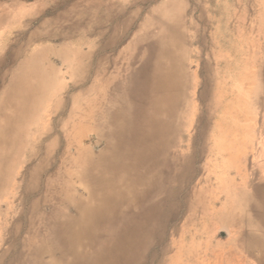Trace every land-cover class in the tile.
Listing matches in <instances>:
<instances>
[{"label":"bare ground","instance_id":"bare-ground-1","mask_svg":"<svg viewBox=\"0 0 264 264\" xmlns=\"http://www.w3.org/2000/svg\"><path fill=\"white\" fill-rule=\"evenodd\" d=\"M85 1L62 11L61 17L70 21L65 29L58 23L30 30L28 21L0 13V30L18 27L6 35L0 31V82L7 80L0 93V197L9 190L7 205H13L8 211L0 201V264H159L168 250V228L173 232L180 211L191 212L195 204L183 200V189L191 182L199 153L195 141L204 129L187 130L188 105L180 102L185 74L177 16L152 17L155 38L138 55L130 53L128 62L132 66L137 59V67L129 74L119 107L112 110L107 92L99 99L94 96L96 87L108 88L105 66L98 61L93 69L85 61L114 46L118 33L103 29L102 22H108L114 6L120 16L130 3ZM102 5L107 13L97 23L101 30L96 35L108 38L95 41L94 51L69 44L89 34L83 30L85 16L91 19L93 8ZM148 22L129 46L148 35ZM132 23L126 22L122 31ZM56 93L61 101L52 104ZM42 100L47 109L39 117L43 126L37 128L34 118ZM199 117L194 114L193 125ZM260 117L264 134V107ZM95 122L97 127L83 128ZM93 131L104 139L105 148L94 151L95 144L85 145L84 138ZM184 141L187 152L177 168V159L167 155ZM259 156L262 163L249 167L253 183L239 178L240 194L224 184L225 201L239 213L242 245L237 250L244 257L235 258L237 264H264V146ZM228 159L220 162V174L245 170L243 162ZM172 243L177 251L173 259L179 258L181 245Z\"/></svg>","mask_w":264,"mask_h":264},{"label":"rangeland","instance_id":"rangeland-1","mask_svg":"<svg viewBox=\"0 0 264 264\" xmlns=\"http://www.w3.org/2000/svg\"><path fill=\"white\" fill-rule=\"evenodd\" d=\"M4 1L3 5L6 12L11 15L12 7L17 4L12 0ZM113 1L114 4L118 3V5L130 3L120 16L117 14L118 7L114 6L112 15H115L118 21L127 18L122 26L129 21L133 23L125 29L124 35L118 33L117 30L115 31L116 34L118 33L117 40L113 44L114 46L106 52L95 51L94 55L91 56H89V52L87 53L86 56H89L92 60H86L85 64L92 63V68L95 69L98 67L96 63L99 61L101 67L105 66L102 69L103 73L109 75L106 91H103L101 86H99L100 88L96 87L94 96L99 99L101 95L103 96L107 92L112 101V110L119 107L121 96L124 94L122 92L126 85H129V74L131 71L135 72L137 67V59L130 66V55L133 52L135 54V51L138 55L143 48L152 43V38H155L156 26L151 23L152 17H164L173 14L177 16V20H175L177 24L175 25L179 27V35L183 39V48L179 53L182 55V68L185 74L182 90L185 94L183 93L180 102L181 104L184 103L182 105H185V103L188 105L189 113L186 123L189 125L187 130L200 129L197 125H193L192 118L194 114L199 113L205 118L207 134L202 140L195 141V149L199 153L193 163L194 172L190 178L191 182L188 181L183 189L185 192L183 200L187 204L194 202L195 204H191V212H187L185 208L180 211L177 219L173 221V232L171 227L168 228L165 240L168 250L163 257L160 255L159 264H237L235 258L244 257L237 250V247L242 245L241 232L238 227L239 213L230 200L225 201L227 196L224 184H229L234 189L235 194L236 192L240 194L243 182L239 178L242 177L247 182L253 183L254 172L249 167L253 165V162L262 163L263 160L259 156L264 143V135L259 129L260 114L258 109L261 103L264 102V98L263 95H259L260 91H258V104L256 102L255 106V101L253 104V98L249 97L252 92H249L248 98H245L246 96L243 95H246V91L239 84L241 82V85L242 83L244 85V80L248 76L245 70L246 67L255 70L260 64L264 65V0ZM18 2L20 20L25 21V23L29 22V25L26 26L27 29L48 27L44 23L45 19L56 5L47 8L49 0H19ZM67 2L70 8L75 4L86 1L67 0ZM93 10L94 14L90 12L93 14L92 18L90 19V15L87 14L83 22V30L88 31L89 34L77 37L69 44L83 46L84 50L94 51L91 47H95L93 44L95 41L99 42L100 40L103 42L108 38V34L105 35L104 39L103 36L96 35V31L101 30L100 25L97 23L104 20L107 10L104 9L103 5L100 10L96 8H93ZM2 12L0 8V13ZM75 20L76 16L73 15L71 22H75ZM147 20L149 21L148 26H150L147 28L148 35L143 38L139 45L129 46V43L138 35L140 22L142 21V24L145 25ZM69 22L65 24L64 29ZM102 24H104L103 29H105L108 23L103 21ZM14 26L9 30L2 29L5 30V35L18 29L16 25ZM25 56L27 55L24 54L21 59ZM6 81L0 82V93L6 87ZM238 81L240 82L236 86ZM242 89L244 93H242ZM53 99L52 104L57 103V101L60 102L61 94L56 93ZM46 109L44 100L36 107L34 122L35 126H38L37 128L43 126V121L39 120V117L45 116ZM245 117L249 118L250 136L247 141L249 144L239 147L237 144L242 137L243 119ZM200 119L199 117V121ZM94 126H98L96 122L93 125L83 126V128L89 129L91 127L93 129ZM97 133L93 131L89 135L87 134L85 138L83 137L85 145L95 144L94 151L105 148L106 144L104 139L98 136ZM187 143L188 141H184L180 146L176 144L172 149L173 152L167 155L170 159H177V168L181 165L183 154L187 152ZM223 147L226 150L222 155L216 153V149ZM238 148L241 149L240 154H234V150ZM172 155L175 157H172ZM228 157L235 160L236 163L243 162L245 170L242 169L239 173L231 169L220 174V162H226L229 160ZM55 170L54 168L50 172L53 176ZM5 192L0 197V201L4 209L12 210L13 205H7V202L11 199L9 190H5ZM174 241H178L182 249L179 252L181 256L176 259H173L177 252L172 243ZM246 264L249 263L246 262Z\"/></svg>","mask_w":264,"mask_h":264},{"label":"crops","instance_id":"crops-1","mask_svg":"<svg viewBox=\"0 0 264 264\" xmlns=\"http://www.w3.org/2000/svg\"><path fill=\"white\" fill-rule=\"evenodd\" d=\"M15 1V4H17V5H15V6H13L12 8H14V9H16V11L15 12H12L13 13V17H15V19H17V20H19V9H20V7H19V0H12V2H14ZM17 1V2H16ZM4 0H1L0 1V8H1V11H6V8L4 7ZM59 3V4H58ZM64 3V4H63ZM14 4V3H13ZM56 4H58L56 7H55V9H52V12H49V16L48 17H46V19H45V22L44 23H46L47 24V26H49V27H54V26H56V25H58V23H60V24H66L67 23V21L68 20H66L65 18H62L61 17V15H62V11L63 10H67L69 7H68V2H67V0H49V6L47 7V8H49L50 6H55ZM47 8H45V9H47ZM7 13V12H6ZM16 15H15V14ZM57 13V14H56ZM55 15V16H54ZM58 18V19H57ZM118 19H120L119 17H118ZM127 18H124L123 20H121V21H118L117 20V17L115 16V15H110V19L108 20V24H107V26H106V28H108V30H109V33H111V32H114L115 33V31L117 30L118 31V33H120V34H123V31H122V28H121V26H122V24H123V22L126 20ZM64 21V22H63ZM66 21V22H65ZM69 22V21H68ZM103 25V24H102ZM143 24H142V21L140 22V28H141V30H142V26ZM104 26V25H103ZM11 28H14V24H12V26L11 27H7L6 29H11ZM111 30V31H110ZM141 30H140V32H141ZM0 31H2L3 33H4V31L5 30H0ZM12 32V31H11ZM13 32H15V31H13ZM245 70H246V73H247V75L250 77H244L245 78V83H244V85H243V83H242V85H241V82L240 81H238V82H236V86H238V84H239V82H240V84H239V86H243V88L245 89V91H246V98H248V96H249V92H252V94L249 96V97H253V104H254V101H255V106H256V102H257V104H258V101H257V99H258V97H257V94H258V91H260V93H259V95L261 96V95H263V98H264V65L263 64H260L259 65V67H257L255 70H253V69H251V68H245ZM252 77H251V76ZM254 76V77H253ZM243 78V79H244ZM252 78V79H251ZM253 86V87H252ZM253 89V90H252ZM242 92H243V89H242ZM244 93V92H243ZM253 95V96H252ZM244 96V95H243ZM247 107V106H246ZM263 107H264V102H262L261 103V108H259L258 110H259V114H260V116H261V112H262V109H263ZM249 114V113H248ZM250 115V114H249ZM200 121H199V123L197 124V127L198 128H203L204 130H203V136H199V137H197V139L196 140H202L203 139V137H205L206 136V133H207V131H206V126H205V118L203 117V116H201L200 115ZM260 118L261 117H259V123H260ZM244 120V126H243V129H242V137L239 139V141L240 142H238V146L239 147H244V146H247L249 143L247 142L248 141V139H249V136H250V134H248V132H249V118L248 117H245V119H243ZM248 126H247V125ZM246 127H247V129H246ZM261 123H260V127H259V129H260V131H261V133L263 134V132H262V130H261ZM246 131V132H245ZM247 133V134H246ZM246 134V135H245ZM264 135V134H263ZM262 146H264V143H263V145Z\"/></svg>","mask_w":264,"mask_h":264}]
</instances>
